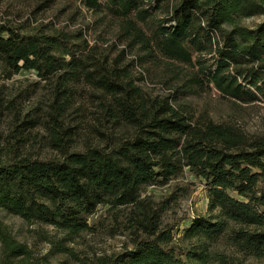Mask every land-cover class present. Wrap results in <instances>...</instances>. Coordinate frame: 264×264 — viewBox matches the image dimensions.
I'll list each match as a JSON object with an SVG mask.
<instances>
[{"label":"trees","instance_id":"16d2710c","mask_svg":"<svg viewBox=\"0 0 264 264\" xmlns=\"http://www.w3.org/2000/svg\"><path fill=\"white\" fill-rule=\"evenodd\" d=\"M78 1L119 24L140 64L164 67L177 83L170 95L150 96L129 76L128 64L98 52L81 32H25L0 23V77L33 71L37 80L29 84L35 88L42 81L50 91L42 120H19L13 100L2 103L0 93V118L13 111L6 133H0V210L52 228L62 238L48 243L65 252L62 241L88 232L89 216L104 208L122 224L132 248L94 264L264 262V135L195 120L186 100L213 91L236 104L264 102V20L252 29L242 25L264 15V0ZM80 84L95 92L101 128L131 132L110 136L112 144L105 137L102 144L74 150L75 133L64 118L71 91ZM36 127L56 155L26 150ZM184 173L203 185L206 210L181 218L178 230L163 215L183 186L174 184L159 201L141 196ZM220 242L228 253L213 248ZM50 263L34 257L0 223V264Z\"/></svg>","mask_w":264,"mask_h":264},{"label":"rangeland","instance_id":"374dc122","mask_svg":"<svg viewBox=\"0 0 264 264\" xmlns=\"http://www.w3.org/2000/svg\"><path fill=\"white\" fill-rule=\"evenodd\" d=\"M263 20L264 15L253 16L243 19L242 25L252 29ZM0 23H10L25 32H33L37 29L75 34L81 32L90 46H96L98 52L107 55L109 59H119L123 65L128 64L129 76L150 96L170 95L173 93V86L177 83V79L173 78L164 67L140 64L139 53L128 47L127 42L121 37L119 24L86 10L78 0H0ZM36 80L33 71L18 72L9 79L0 77L2 103L13 100V111L19 120H30L31 117L42 120L48 110L50 91L42 81L35 88L29 84H33ZM71 93L64 124L71 127L72 132L75 133L72 143L74 150L80 151L89 144H102L105 137H107L106 143L112 144L115 139H110V136L118 138L131 132L124 126L108 130L101 128L97 122V118L101 115L97 113L94 105L98 100L95 98V92L88 85L75 86ZM186 100L190 104L195 120L210 119L216 123L231 124L246 135H264L263 101L236 104L213 91L187 97ZM12 113L4 112L0 118L1 134L6 133ZM98 130L103 131V135L97 133ZM44 134L42 128L32 129L31 141L27 143L26 150L37 156L56 155L47 147ZM32 138L36 139V142H32ZM174 184L183 186L185 192H180L182 195L178 197L176 205L171 210H166L163 222L172 223L180 230L181 218L205 214V192L198 180L184 173L164 187L146 188L141 197L159 201L170 193ZM104 212V208L97 207L88 218L91 227L88 232L62 241L66 248L65 252H56L48 243L47 238L53 237L55 240L62 238L61 234L54 232L48 226L27 224L18 216L9 215L1 210L0 223L6 226L12 237L26 244L34 257H46L50 264H82L81 261L84 264H94L96 258L112 256L132 248V239L121 230L122 224L112 221ZM213 248L224 253L230 251L222 242L214 245ZM241 264H264V262L246 259Z\"/></svg>","mask_w":264,"mask_h":264}]
</instances>
